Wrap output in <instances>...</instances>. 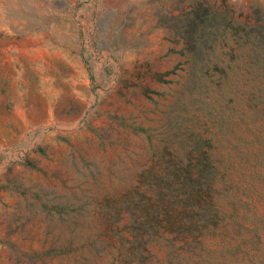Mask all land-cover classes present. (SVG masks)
<instances>
[{
  "label": "rangeland",
  "instance_id": "1",
  "mask_svg": "<svg viewBox=\"0 0 264 264\" xmlns=\"http://www.w3.org/2000/svg\"><path fill=\"white\" fill-rule=\"evenodd\" d=\"M199 6L236 27L264 16V0H0V264L165 256L162 237L149 257L141 239L116 244L106 215L125 212L126 198L145 210L143 193L173 170L171 154L193 157L201 66L178 29ZM235 132L222 142L234 187L213 201L248 215L240 222L264 238V152Z\"/></svg>",
  "mask_w": 264,
  "mask_h": 264
},
{
  "label": "trees",
  "instance_id": "2",
  "mask_svg": "<svg viewBox=\"0 0 264 264\" xmlns=\"http://www.w3.org/2000/svg\"><path fill=\"white\" fill-rule=\"evenodd\" d=\"M192 14L178 30L184 28L181 39L195 67L201 66L199 80L192 82L197 91L189 152L193 157L185 161L180 153L171 154L173 170L161 173L143 193L145 210H135L133 200L126 198L120 203L125 212L107 213L109 236L116 244L143 240L147 257L151 239L162 237L165 256L158 264H214V257L224 252L229 255L223 264H231L235 250L242 254L241 264H264L260 229L240 222L248 215L213 201L228 185L234 187L233 181L228 184L232 168L222 152L225 137L231 139L238 128L252 137L248 142L253 153L264 152V16L257 10L255 25L236 27L203 6ZM234 29L243 34L232 33ZM257 119L262 126L252 127ZM140 230L143 235L136 237Z\"/></svg>",
  "mask_w": 264,
  "mask_h": 264
}]
</instances>
